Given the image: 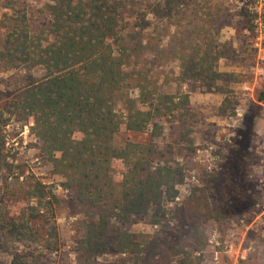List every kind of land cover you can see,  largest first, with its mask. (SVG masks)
I'll return each mask as SVG.
<instances>
[{
  "label": "trees",
  "instance_id": "trees-1",
  "mask_svg": "<svg viewBox=\"0 0 264 264\" xmlns=\"http://www.w3.org/2000/svg\"><path fill=\"white\" fill-rule=\"evenodd\" d=\"M238 1L235 13L227 0H46L35 11L27 0L2 1L0 72L8 78L0 94L8 96L0 106V172L16 173V183L0 197V253L12 257L10 264L60 251L57 187L72 194L83 217L75 243L84 264L113 251L128 255L119 264H137L146 243L127 226L168 214L165 206L176 201L187 178L180 159L197 150L198 114L191 92L181 88L223 95L225 109L232 85L241 82V73L220 70L221 59L234 57L223 29L237 15L254 33L261 2ZM39 67L46 71L41 78L34 75ZM171 84L179 89L167 91ZM254 115L238 131L247 142L234 150L237 166L250 159ZM13 119L32 121L30 132L62 178L59 185L33 174L21 181L22 167L8 161L6 147ZM163 120L170 124L168 136ZM123 126L147 137L119 145ZM232 166L230 173H206L183 202L189 213L181 227L190 231L191 250L178 247L182 264H202L208 220L225 229L232 218L253 212L248 174ZM7 196L27 206L11 215ZM34 247L38 255L24 250Z\"/></svg>",
  "mask_w": 264,
  "mask_h": 264
},
{
  "label": "rangeland",
  "instance_id": "rangeland-1",
  "mask_svg": "<svg viewBox=\"0 0 264 264\" xmlns=\"http://www.w3.org/2000/svg\"><path fill=\"white\" fill-rule=\"evenodd\" d=\"M2 1L0 0V5ZM45 1L27 0L30 10L33 11L41 7ZM227 1L232 5L234 13L242 5L238 0ZM260 2V23L254 33L239 25L240 17L237 15L234 16L231 24L223 29L222 41L230 44L234 57L221 59L220 70L242 74L241 82L232 85V93L229 96L232 103L222 109L223 95L204 93L187 84L181 88L184 92H191L192 108L198 114V120L193 124L197 150L194 154L180 159L181 164L186 167L187 178L179 187L181 199L165 206L168 214L160 217L158 221H155L158 218L151 215L127 226L129 231L140 234L146 243L144 255L137 260V264H182L184 255L176 254L178 247L185 248L188 252L191 250L189 248L190 231L185 230L181 225L182 215L189 213L186 207L182 209L183 202L191 194L193 186L201 185V179L206 176V173H211L205 167L206 161L211 156L219 157L215 172L230 173L232 172L229 170L230 166H237V163L233 164L234 150L239 143L242 145V142L243 144L247 142L238 136V131L243 127L245 119L254 113L255 126L248 149L250 159L244 163L245 165L237 166L233 172L238 174L240 171L242 174H248L246 185L254 189L249 194L255 200V208L253 212L232 218L230 225L225 229H220L213 220H208L204 224L208 245L202 253V264H264V0ZM2 13L3 10L0 7V19ZM2 33L0 29V39ZM171 67L178 71L175 63ZM45 73L46 71L41 67L34 70V75L39 78ZM7 78L8 76L0 72V92L5 89L2 79ZM178 89L176 84L166 87L169 92H176ZM131 95L138 97V91L132 89ZM7 96L8 94H0V106L5 103ZM261 97L263 101H259ZM234 108L235 115L232 114ZM119 110L120 113L123 111L122 106ZM162 122H165L166 136H168L170 124L165 120ZM31 123L32 121L16 119L11 121L7 128V139L10 143L6 146L9 152L8 161L13 165H21L23 175L21 181L24 177L33 174L45 183L59 185L62 178L53 174L52 164L46 160V155L41 152L39 143L30 132ZM25 126H28L27 132ZM146 137L145 134L129 132L123 126L117 137V143L122 145L127 140L138 142ZM77 138H81V135H77ZM193 175L198 177L199 182H191ZM121 179V172H118L115 180L120 182ZM15 183L16 173L0 172V197L5 196L8 187H13ZM56 193L59 198L58 224L63 246L58 253L46 251L37 260L31 257L29 263L84 264L75 243V239L81 236L80 227L83 217L77 213L70 192L57 187ZM4 201L11 215H15L21 208L27 206V201L23 199L14 201L7 196L4 197ZM24 250L37 255L41 251L35 247ZM195 255L199 254L195 253ZM127 257L128 255L113 251L101 256L93 264H119ZM11 261V256L0 253V264H10Z\"/></svg>",
  "mask_w": 264,
  "mask_h": 264
},
{
  "label": "built area",
  "instance_id": "built-area-1",
  "mask_svg": "<svg viewBox=\"0 0 264 264\" xmlns=\"http://www.w3.org/2000/svg\"><path fill=\"white\" fill-rule=\"evenodd\" d=\"M260 23V22H259ZM259 25V24H258ZM25 128H26V132L28 131V126H25ZM14 144H16V145H18V143H14ZM10 145V143H9V140L7 139V143H6V146H9ZM218 160H219V157L218 156H214V157H212L211 156V158L208 160V161H206V165H205V167L207 168V170L209 171V172H214V171H216L217 169H215L216 168V165H217V162H218ZM191 182L193 183V182H199L198 181V177H196V175H193V177L191 178ZM181 198L180 197H178L177 199H176V201H179ZM217 258V257H216ZM218 259V258H217Z\"/></svg>",
  "mask_w": 264,
  "mask_h": 264
},
{
  "label": "crops",
  "instance_id": "crops-1",
  "mask_svg": "<svg viewBox=\"0 0 264 264\" xmlns=\"http://www.w3.org/2000/svg\"><path fill=\"white\" fill-rule=\"evenodd\" d=\"M214 95V94H213ZM191 99H192V96H191ZM192 102V101H191Z\"/></svg>",
  "mask_w": 264,
  "mask_h": 264
}]
</instances>
